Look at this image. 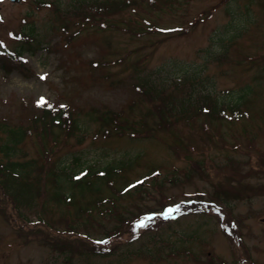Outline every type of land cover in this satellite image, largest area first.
<instances>
[{
	"label": "rangeland",
	"instance_id": "obj_1",
	"mask_svg": "<svg viewBox=\"0 0 264 264\" xmlns=\"http://www.w3.org/2000/svg\"><path fill=\"white\" fill-rule=\"evenodd\" d=\"M119 1L112 7L113 0H0V48L33 44L34 51L21 53L24 62L1 52L0 123L28 130L44 108L63 107L82 126L56 144L47 138L45 154L27 134L19 145L24 157L67 172L131 161L117 172L120 191L145 176L128 192L111 194L124 220L94 217L84 225L61 218L72 206L51 201L43 215L53 228L28 226L0 193V264H264V0ZM141 25L148 29L135 32ZM29 26L34 40L22 32ZM137 85L170 94L174 105L197 91L227 103L244 86L251 93L237 117L224 109L231 119L198 114L175 122L169 114L159 126L153 111L163 108L162 97L147 98ZM104 111L131 121L134 132L102 123ZM182 201H194L189 212L146 220L130 233L145 212ZM21 205L24 216L38 217ZM69 224L80 236L116 232L115 255L84 260L78 251L89 243L63 233ZM56 242L74 250L71 261Z\"/></svg>",
	"mask_w": 264,
	"mask_h": 264
},
{
	"label": "trees",
	"instance_id": "obj_2",
	"mask_svg": "<svg viewBox=\"0 0 264 264\" xmlns=\"http://www.w3.org/2000/svg\"><path fill=\"white\" fill-rule=\"evenodd\" d=\"M119 3L124 4L122 1L113 0L111 6L116 7ZM145 29H148V26L141 25L140 28H137V30L134 31L142 33L145 32ZM23 32L24 36L34 38L32 35L34 33L33 28H28L27 32ZM24 49V45L22 47L18 46V49L15 48L12 52L6 51L5 49V52L2 53V55L7 60L13 53V55L10 56V60H14L15 56L20 54ZM15 51L16 54H14ZM28 51H32L30 46H28ZM183 79L186 81L189 80L187 77H184ZM137 88L141 89V92H143V95L147 98L162 97L163 108L153 111L158 114L155 115L158 117L156 119V121H158L156 122V125L159 126L165 124L169 114H172L175 122L178 119L193 117V115L198 114H203L209 120L228 118L223 111L224 109L230 113V117H237L240 115L242 106L247 108V95L251 93L250 87L244 86L239 90L237 99L227 103L220 101L218 98H212L209 93L202 94L201 91H197L196 93L185 95V98H182L177 105H174L173 101L169 100L173 99L169 97L170 94H159L155 89L153 90V93L155 94H153L151 90L144 91L140 86ZM176 116H179L180 118L175 119ZM98 118H100L102 123L112 124V129L119 133H124L126 131L130 134L129 130L134 132L132 130V125H130L131 121H127V119L118 120L116 114L113 112L104 111L102 114L98 115ZM144 121L145 120L139 121L138 124L142 127H146ZM139 129L143 131L145 130V128L141 127ZM56 130L59 133L56 134ZM81 130V122L76 115L63 107H59L52 111L48 108H44L40 112L37 120L30 128H28V130L26 126L0 123V132L4 133L0 140V193L9 195V197L7 196L8 199L6 202L13 207L12 209L16 212L17 217L25 224H28V226L43 224V226L48 228L52 227L50 224L48 225L46 223L47 219L43 215V211L46 209V204L51 201H54L56 204L63 207L72 206V210L69 212L71 215H61V218L64 220H80L78 224L81 225L88 223L90 220H95L94 217H98V220H100V218L111 216L115 220H122L126 216L125 213L121 211L120 206L117 209L110 201L111 194L113 195L116 192L120 193L114 184L118 176L117 172H115L117 167H112L110 165L105 168L103 172H97L95 168H88L84 174L75 177V173L73 171L67 172L64 166H57L48 161L37 163V159L33 157L25 158L19 148L20 143L28 134V136L32 135L38 140L39 153L43 152V154H45L44 145L47 138L56 144L59 136L76 137L77 132ZM137 132L139 134L143 133L138 130ZM216 139H219V136ZM131 163L132 162H128L127 165L130 166ZM215 182L218 185L220 184L219 179L216 180L213 178L212 185L215 186ZM17 189L20 191H16ZM103 190H105V192L108 191L109 193L103 194ZM85 194H88L90 198L84 200L83 195ZM217 194V192H212L211 195L216 198ZM2 198L4 200L6 197L4 198L2 196ZM21 204H24L28 211L32 212L30 209H36L38 217L33 220L24 216L19 210V206H22ZM35 204H37L36 208H34ZM45 212L48 213V209L45 210ZM67 226L68 227L63 233L68 234L69 236L75 234L89 243L88 249L82 250L81 252L78 251L80 255L85 256L83 257L84 260H90L93 255H115L116 249L118 248L116 246L114 249L116 241H112V237H116L118 234H111L108 231H104L103 234L96 235L101 238H111L109 243V245L111 244V248L108 252H104L101 251L99 247H96L89 239L93 234L84 232L82 233L84 235L80 236V234L75 231L74 225L72 226L69 224ZM57 232L62 233L60 230ZM73 238L75 240V237ZM56 243L55 248L64 255L65 260L71 261V252L74 250L68 249L67 246L64 245V242H62L63 244H60L59 242ZM78 244H74V246L77 247ZM127 245L128 242L121 243L120 247H126ZM65 246L66 248H63Z\"/></svg>",
	"mask_w": 264,
	"mask_h": 264
},
{
	"label": "snow or ice",
	"instance_id": "obj_3",
	"mask_svg": "<svg viewBox=\"0 0 264 264\" xmlns=\"http://www.w3.org/2000/svg\"><path fill=\"white\" fill-rule=\"evenodd\" d=\"M44 75H46V74H44V73H41V76L43 77ZM45 97H43V96H41L36 102L38 103V104H40V103H43L44 101H45ZM172 207H175L174 205L173 206H169V208L168 209H166L165 210V212H161V213H159V215H166L168 212H170L171 211V208ZM152 215H156V213H152V212H148V213H145V216L143 217V218H141V219H138V220H136V221H133V225L135 226V225H140V224H142L143 223V220L145 219V218H147L148 216H152Z\"/></svg>",
	"mask_w": 264,
	"mask_h": 264
}]
</instances>
